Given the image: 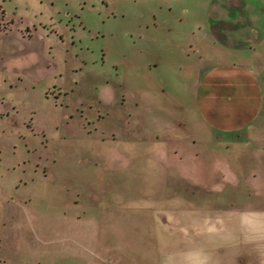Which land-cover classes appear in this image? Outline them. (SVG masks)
<instances>
[{"label":"rangeland","instance_id":"obj_1","mask_svg":"<svg viewBox=\"0 0 264 264\" xmlns=\"http://www.w3.org/2000/svg\"><path fill=\"white\" fill-rule=\"evenodd\" d=\"M0 20V264L264 260V0Z\"/></svg>","mask_w":264,"mask_h":264},{"label":"crops","instance_id":"obj_2","mask_svg":"<svg viewBox=\"0 0 264 264\" xmlns=\"http://www.w3.org/2000/svg\"><path fill=\"white\" fill-rule=\"evenodd\" d=\"M252 83V82H251ZM201 250H196V253H199ZM181 255H184V254H188V252H187V250H182L181 252ZM243 254H244V252H243ZM242 257V256H241ZM243 259H244V261H246V260H248V262H251V254L250 255H248V256H243ZM218 260V259H217ZM216 260V261H217ZM102 263L101 264H104V263H107L106 262V260L105 261H101ZM107 264H110V263H107ZM194 264H203V260L201 259V258H199V259H196V261L194 262ZM259 264H264V260H261L260 262H259Z\"/></svg>","mask_w":264,"mask_h":264},{"label":"flooded vegetation","instance_id":"obj_3","mask_svg":"<svg viewBox=\"0 0 264 264\" xmlns=\"http://www.w3.org/2000/svg\"><path fill=\"white\" fill-rule=\"evenodd\" d=\"M2 13H4V15H5V11H2ZM0 21H2V20H0Z\"/></svg>","mask_w":264,"mask_h":264}]
</instances>
